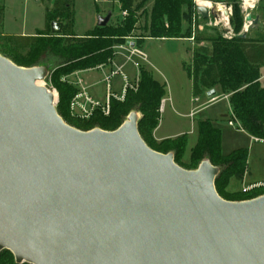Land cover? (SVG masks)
I'll return each mask as SVG.
<instances>
[{"label": "water", "instance_id": "95a60500", "mask_svg": "<svg viewBox=\"0 0 264 264\" xmlns=\"http://www.w3.org/2000/svg\"><path fill=\"white\" fill-rule=\"evenodd\" d=\"M245 24L240 39L257 21ZM47 77L0 55V253L15 264H264V196L221 199L219 170L205 160L186 171L149 149L137 113L113 132L68 126Z\"/></svg>", "mask_w": 264, "mask_h": 264}, {"label": "trees", "instance_id": "16d2710c", "mask_svg": "<svg viewBox=\"0 0 264 264\" xmlns=\"http://www.w3.org/2000/svg\"><path fill=\"white\" fill-rule=\"evenodd\" d=\"M46 1L51 3L52 10L46 15L45 29L33 36H4L0 33V55L17 67H44L48 70L44 84L47 88L58 90L56 112L68 126L83 132L93 129L113 132L130 113H137L138 133L149 149L160 154L172 153L174 163L186 171L196 170L205 160L219 170L214 186L221 199L242 202L261 196L229 199L225 193L226 186L230 179H242L245 175L247 151L236 150L223 156L220 132L210 121L197 123V140L187 160L183 159L187 143L185 136L154 142L152 133L158 125L165 87L142 66L139 67L137 89L128 91L122 101L111 100L107 116L99 110H95L89 120L70 116V103L77 89L67 84L66 79L111 61L113 48L122 45L123 39L134 30V15L141 7L137 6V0H119L121 12L130 15L120 28H97L90 34L77 37L73 33L75 0ZM152 1L148 38L167 41L191 38V28L182 26L183 22L189 24L187 15L193 9L191 0ZM3 18L4 9L0 5V27ZM51 23L62 26L59 35L51 33ZM202 23L205 24L206 20ZM232 27L234 37L224 40L222 33L216 29L204 26L199 30L200 25L195 26V48L192 50L191 65L186 70L192 84V94L198 97L204 92L218 89L219 97L229 95L230 111L241 130L251 138L264 141V85L260 83L261 69L264 68V38L250 40L248 34L245 39L238 38L243 20L237 4L233 6ZM0 264H15L13 256L7 251L1 252Z\"/></svg>", "mask_w": 264, "mask_h": 264}, {"label": "rangeland", "instance_id": "374dc122", "mask_svg": "<svg viewBox=\"0 0 264 264\" xmlns=\"http://www.w3.org/2000/svg\"><path fill=\"white\" fill-rule=\"evenodd\" d=\"M191 1L193 9L191 14L187 15L189 24L183 22L182 26L183 28H191L190 39L193 38L192 41L190 39L185 40L186 43L149 41L145 42L142 47L141 44L150 36L153 1L137 0L136 4L141 9L135 13L134 20L136 24L134 25V30L123 39V44L130 42L145 53L148 62L145 65L147 71L154 79L164 84V99L175 97L179 101L177 103L178 108L174 107L176 112L170 110L168 103L167 105L165 104L166 106L163 105V108L166 107V110L165 113H160L161 124L173 127L175 122H180L179 127L189 133L186 136L187 146L189 147V145L195 144L197 140L196 134L191 135L194 124L201 120L210 119L214 128L220 132V151L223 156H227L236 150L247 151L245 175L242 179H230L226 186L225 193L229 196V199L243 200L248 197L264 196V142L252 140L253 138L244 133L235 121L233 122V127L228 126V121L231 120V114L227 100L222 99V97H217L216 102L207 105L197 112L192 121L177 116L188 113L192 107L202 105L208 99L202 98L199 100V103L194 105L190 104L192 96L190 92V81L187 78L186 70L191 62L190 50L195 48V26L200 25L199 30L204 26L216 29L222 33L224 40L232 39L234 37L232 27L233 6L237 4L243 20V27L239 35L243 34L245 30L246 16L250 15L253 21H257V24L251 26L248 32L251 31L253 37H259V32L264 28V0H256L251 9H245L243 0H238V2L234 0ZM209 4L212 6V9L208 7ZM0 5L4 9L6 18L3 27H0V33L2 35L3 32L15 36L35 35L45 29L46 15L52 10L51 3H48L46 0H0ZM197 7H203L209 12V18L205 24L202 23L204 19L196 11ZM74 11L73 33L77 37H83L94 32L97 29L98 17L105 18L107 15H110V20L106 26L110 30L120 28L124 20L130 18L129 13L121 12L119 0H75ZM226 11H229L230 15L228 22H223V14ZM219 18L220 21L218 20ZM215 20L217 23H215ZM113 51L115 52V50ZM112 60L119 61V55L114 56ZM120 61L121 65L125 64L124 56L121 57ZM134 63L140 66L143 62L135 59ZM137 66L128 64L125 67L126 69L124 68L125 74L132 76L131 79L129 78L131 82L137 76ZM72 79L71 77L67 78V84L69 82L72 83ZM102 79L103 77L100 73L92 72L88 74L86 80L93 86L88 90V93L96 99L103 101L105 97V84L101 82ZM111 86L113 92L115 91L120 94L121 78L114 77L111 80ZM48 89L54 94L56 108L59 100L58 90L55 88ZM217 92L219 93V91Z\"/></svg>", "mask_w": 264, "mask_h": 264}, {"label": "built area", "instance_id": "2783aa9c", "mask_svg": "<svg viewBox=\"0 0 264 264\" xmlns=\"http://www.w3.org/2000/svg\"><path fill=\"white\" fill-rule=\"evenodd\" d=\"M208 7L212 9V6L209 4ZM229 11H226L223 14L222 21L223 22H228L229 18ZM225 17V18H224ZM220 21V18L218 19ZM215 23L216 20H215ZM246 29V28H245ZM190 39V41H192ZM115 50L114 56L119 55V56H124L125 58V64L123 65H115L113 60L107 61L106 64L99 65L97 66L94 70L98 71L103 79L101 82L105 84V97L104 100L100 103L95 101L91 95L88 93V90L85 86V83L82 78L78 76L77 73L71 75L70 77L73 78L72 83L69 82L73 87L77 89V94L74 96L70 103V115L72 117L81 119V120H89L91 115L95 110H99L104 116H107L109 114V107H110V102L111 100H116V101H122L124 99V96L128 91H135L137 89V84L139 81V65L137 66L136 63H134L135 59H138L145 63L147 61V57L145 53L136 47L134 44H131L130 42H127L122 45H118L113 48ZM132 64L134 66H137V76L134 79L133 82L129 80V77L125 74L124 72V66ZM69 77V78H70ZM114 77H120L121 78V86H120V94L115 93L112 91V86H111V80ZM229 96H222V99L228 100ZM218 98H212L209 100L208 104H213L214 102L217 101ZM197 102V100H195ZM164 102L161 101L160 108H159V113L162 112ZM231 114V120L228 121V126L233 127V122L235 121L237 125L239 126L238 122L235 119V116L230 112ZM240 127V126H239ZM254 141H262L263 140H257V139H252Z\"/></svg>", "mask_w": 264, "mask_h": 264}, {"label": "crops", "instance_id": "0c3cea01", "mask_svg": "<svg viewBox=\"0 0 264 264\" xmlns=\"http://www.w3.org/2000/svg\"><path fill=\"white\" fill-rule=\"evenodd\" d=\"M5 21H6V18H5V14H4V18H3V23H2V26H1V28L3 27V25H4V23H5ZM2 31V30H1ZM3 32V31H2ZM249 33V35H248V38L250 39V40H257V39H259V38H261V37H263L264 38V28L259 32V37H253L252 35H251V31L250 32H248ZM3 35L4 36H15V35H11V34H5L4 32H3ZM20 36H26V35H20ZM149 41H156V42H182V43H186L185 41H183V40H154V39H151V38H148V39H145V41L141 44L142 45V47H143V44L145 43V42H149ZM132 44V43H131ZM190 50V49H189ZM191 51V60H192V50H190ZM121 57L122 56H119V61H117V60H115L113 63L115 64V65H118V66H120L121 65V61H120V59H121ZM146 63V64H145ZM145 63H142L140 66H142V67H144L145 69H146V67H145V65H147L148 64V62L146 61ZM190 65H191V62H190ZM127 65H125L124 66V68L126 67ZM150 66V65H149ZM190 67V66H189ZM188 67V68H189ZM187 68V69H188ZM126 69V68H125ZM183 69H184V67H183ZM147 70V69H146ZM263 71H264V68L263 69H261V78H260V83L262 84V85H264V74H263ZM92 72H98V71H95L94 69H92V70H88V71H82V72H78L77 74H78V76L80 77V78H82L83 79V81H84V83H85V86H86V88H87V90H90L93 86L90 84V83H88L87 82V78H88V74L89 73H92ZM99 73V72H98ZM84 75H87V76H84ZM186 75H187V78L189 79V81H190V78H189V76H188V74H187V71H186ZM128 77L131 79L132 78V76H130V74H128ZM134 77V76H133ZM156 80V79H155ZM157 81V80H156ZM158 83H160L161 85H164L163 83H161V82H159V81H157ZM115 92V91H114ZM190 92H191V96H192V98L190 99V104H192V105H194V104H197V103H199V100L200 99H202V98H208V99H206L205 101H204V103L202 104V105H196V107H192L189 111H188V113H186V114H184V115H177V116H179V117H181V118H183V119H185V120H187V119H189V120H191L192 121V119H193V117L196 115V113L197 112H199L201 109H203V108H205L207 105H210V104H208V102H209V100L210 99H212V98H217V97H219V95H218V92H217V90L215 89L214 91H211V92H214V95H212L211 96V93L210 92H204L202 95H200L199 97H194L193 96V94H192V84H191V81H190ZM115 93H117V92H115ZM91 95V94H90ZM229 96V95H228ZM91 97L95 100V101H97V102H102V100H100V99H96L95 97H93V95H91ZM222 97V96H221ZM195 100H197V102H195ZM163 102H164V105L166 104L167 105V103L169 104V108H170V110H172V111H174V112H176L175 111V109H174V107H176V108H178V100H177V98H175V97H169L168 99H163L162 100ZM228 101V100H227ZM165 105V106H166ZM228 107H229V104H228ZM165 110H166V107H164L163 109H162V112L163 113H165ZM229 111H230V107H229ZM231 112V111H230ZM205 120H208V121H210L211 122V120L210 119H205ZM205 120H201V121H205ZM198 122H200V121H198ZM197 122V123H198ZM180 122H175L174 123V125H173V127H169V126H165V125H163V124H161L160 123V117H159V121H158V125H157V127L154 129V131H153V133H152V139L154 140V142L155 143H160V142H163V141H166V140H174V139H176V138H179V137H182V136H187L189 133L188 132H186L183 128H180L179 127V124ZM197 123L196 124H194V127H193V131L191 132L192 134L191 135H195L196 134V136H197ZM244 132V131H243ZM245 133V132H244ZM195 144H191V145H189V147L187 146V143H186V149H185V153H184V160H187L188 158H189V155H190V151H191V149L193 148V146H194ZM187 147H188V151H187ZM255 186H258V185H255Z\"/></svg>", "mask_w": 264, "mask_h": 264}, {"label": "bare ground", "instance_id": "6f19581e", "mask_svg": "<svg viewBox=\"0 0 264 264\" xmlns=\"http://www.w3.org/2000/svg\"><path fill=\"white\" fill-rule=\"evenodd\" d=\"M255 1H256V0H243V3H244V7H245V9H251V8L253 7ZM246 27H247V26H246ZM246 27H245V28H246ZM247 28H248V27H247ZM247 28H246V29H247Z\"/></svg>", "mask_w": 264, "mask_h": 264}]
</instances>
